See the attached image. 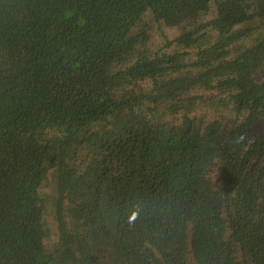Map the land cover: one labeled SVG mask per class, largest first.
I'll return each mask as SVG.
<instances>
[{
    "label": "trees",
    "instance_id": "16d2710c",
    "mask_svg": "<svg viewBox=\"0 0 264 264\" xmlns=\"http://www.w3.org/2000/svg\"><path fill=\"white\" fill-rule=\"evenodd\" d=\"M262 69L264 0H0V264H264Z\"/></svg>",
    "mask_w": 264,
    "mask_h": 264
},
{
    "label": "rangeland",
    "instance_id": "374dc122",
    "mask_svg": "<svg viewBox=\"0 0 264 264\" xmlns=\"http://www.w3.org/2000/svg\"><path fill=\"white\" fill-rule=\"evenodd\" d=\"M206 17H208V15L205 16V18ZM146 25L149 27L147 31L148 35L146 38L148 40L144 44V47H145L144 49L147 53H153L157 51L159 48L163 46V44L166 42V39H171L172 37H174L177 34V30H178L177 28H168V27L163 26L162 24L153 23L151 20L150 14H147L144 20L138 25V27L134 28L135 29L134 33H136L140 29V26L144 27ZM244 42L246 44L248 43L247 40ZM262 70L263 71L261 72H264V69ZM193 93L195 95L197 94V97L199 98V102L201 105L196 111L192 110L191 111L192 113L188 114L189 118L185 119V121L187 122V124H185V128H191L193 124H195V126L200 125V130H203L205 128V131H206L211 125H213L212 121H213L214 116L210 111V107L208 106V102H209L208 100L213 97L212 94L214 93V91L213 90L208 91L202 88H198L194 90ZM216 96L217 95H215V97ZM165 117H166L165 122H168L172 125L173 123L176 124L177 126L179 125L181 126L182 124L184 125V123L180 121L178 117L170 116V115H167ZM202 134L205 135L204 132ZM84 154L85 152L83 150L81 152V157H83ZM219 172H220V167L218 166L217 159L214 158L208 163L206 168L201 173V177L203 181L207 183L206 186L209 185L210 187L211 186L216 187V185L219 182ZM51 185H52V180L49 179V183L41 189V193L42 194L46 193L48 195L51 192L50 191ZM48 206H49V209L47 212V217L50 218L49 222L52 225L56 226V222L53 219L54 218L53 215H55L54 207L51 204H49Z\"/></svg>",
    "mask_w": 264,
    "mask_h": 264
}]
</instances>
